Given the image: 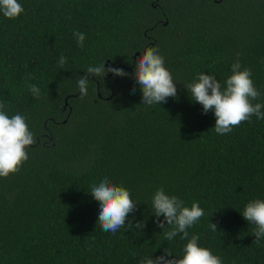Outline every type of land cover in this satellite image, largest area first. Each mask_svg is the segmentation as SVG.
Wrapping results in <instances>:
<instances>
[{"label":"trees","instance_id":"16d2710c","mask_svg":"<svg viewBox=\"0 0 264 264\" xmlns=\"http://www.w3.org/2000/svg\"><path fill=\"white\" fill-rule=\"evenodd\" d=\"M19 2V18L0 13V101L10 116L28 117L36 144L18 173L0 177V264H140L166 251L180 258L187 241L165 240L153 213L161 186L204 209L188 231L223 264H264V239L254 243L241 214L264 199V120L218 135L213 111L204 114L185 88L202 72L223 84L239 53L262 94L255 102H264V0ZM75 31L86 35L82 48ZM150 46L177 87L175 98L151 106L141 104L132 75ZM102 62L128 75L91 77L81 96L78 77ZM104 177L138 203L126 221L133 226L115 234L101 230L88 192Z\"/></svg>","mask_w":264,"mask_h":264},{"label":"clouds","instance_id":"9594fccd","mask_svg":"<svg viewBox=\"0 0 264 264\" xmlns=\"http://www.w3.org/2000/svg\"><path fill=\"white\" fill-rule=\"evenodd\" d=\"M0 13L10 20L19 18L25 13V8L19 0H0ZM77 44L82 48L86 35L82 32L73 33ZM237 59L231 64V75L222 84L214 75L199 73L195 80L185 88L191 99L202 105L203 113L213 111L215 116L214 130L218 135L230 133L234 127L242 122H251L255 116L264 120V102L258 101L261 92L257 90L252 79V70L243 67ZM67 58L61 54L59 66L63 67ZM85 74L79 76L77 85L81 96L87 95L88 83L91 77H105L108 73L113 76L124 77L128 73L123 68L108 66L105 63L89 66ZM142 92L144 105H160L166 103L169 97L177 96L176 82L170 70L165 66V58L158 47H147L135 61L132 74ZM28 90L36 97L40 95V88L35 84H28ZM135 91V88L132 89ZM36 144V136L30 129L28 117L22 114L9 115L6 102L0 101V177L7 178L20 171L29 159L28 149ZM98 202V221L102 231L115 234L121 228H131V222L126 224L128 216L137 209L138 203L132 199L131 192L123 185H116L108 177L94 182L88 191ZM152 209L157 217L158 226L163 229L165 240L171 241L177 235L186 240L180 258H173L170 252L158 257H145L140 264H223L222 258L214 254L208 247L201 246L199 236L188 231L201 217L204 209L198 202L186 206L185 202L176 195L166 193L163 186L158 188L152 197ZM243 218L254 225V243L259 244L264 239V199L249 201L243 212ZM164 220L160 221L159 217ZM166 221L167 226H165ZM137 229H143V222H136ZM212 231H217V225L210 223Z\"/></svg>","mask_w":264,"mask_h":264},{"label":"flooded vegetation","instance_id":"af4514ba","mask_svg":"<svg viewBox=\"0 0 264 264\" xmlns=\"http://www.w3.org/2000/svg\"><path fill=\"white\" fill-rule=\"evenodd\" d=\"M45 135H46V137H48V136H49V134H45ZM49 137H50V136H49ZM49 137H48V138H49Z\"/></svg>","mask_w":264,"mask_h":264},{"label":"water","instance_id":"95a60500","mask_svg":"<svg viewBox=\"0 0 264 264\" xmlns=\"http://www.w3.org/2000/svg\"><path fill=\"white\" fill-rule=\"evenodd\" d=\"M118 78H119V76H118ZM99 95H101V94L99 93Z\"/></svg>","mask_w":264,"mask_h":264}]
</instances>
